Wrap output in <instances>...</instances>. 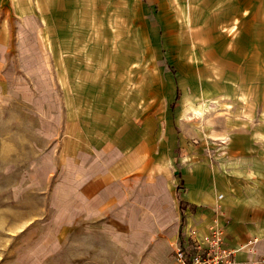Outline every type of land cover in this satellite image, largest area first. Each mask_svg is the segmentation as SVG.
Masks as SVG:
<instances>
[{"label": "rangeland", "instance_id": "374dc122", "mask_svg": "<svg viewBox=\"0 0 264 264\" xmlns=\"http://www.w3.org/2000/svg\"><path fill=\"white\" fill-rule=\"evenodd\" d=\"M14 1L0 7V264H172L167 238L208 207L187 200L202 186L215 221L236 197L262 208L264 0L230 34L216 0ZM98 112L135 128L153 166L113 182L110 159H70L71 123Z\"/></svg>", "mask_w": 264, "mask_h": 264}, {"label": "crops", "instance_id": "0c3cea01", "mask_svg": "<svg viewBox=\"0 0 264 264\" xmlns=\"http://www.w3.org/2000/svg\"><path fill=\"white\" fill-rule=\"evenodd\" d=\"M216 1L224 4L223 7L229 10L224 14L227 15L225 25L229 30V34L231 31L239 29L240 20H243L244 24L247 23L246 17L250 15V11L247 10V0ZM20 2H22V0ZM6 5L9 7H21L22 3H17L14 0H8V4H6L5 1L0 0V7H5ZM252 23L253 22L248 23V28L245 30L242 25L244 33L252 30ZM1 31L2 27H0V33ZM0 36L2 35L0 34ZM8 39V36H5L4 44L0 42V56L4 57L6 53L9 52ZM1 63H3V59H0V64ZM88 113L89 112H80L81 115L78 116L79 120H85V118H88ZM126 116L129 117L126 110H123L122 120H124ZM109 118H113V116L108 115L103 117L101 112H98L94 113L91 118L93 121V123H91L93 124V127H90V123H87L86 121L80 127H77L76 122L74 124L71 123L74 127H70L69 140L71 142L72 136H74L76 141L74 146L70 147L68 145L70 159L74 160V162L77 161V164L80 163V161H91L93 159L92 157L98 161L103 160L104 158L110 159V166L107 164L105 168L108 167L113 169L112 172H106L108 176L112 177L113 182L115 181V178L124 179V175L128 173L126 172V169L144 168L147 163H151L153 166L151 159L148 161L146 158L145 160V154L147 151L146 146L145 148L142 147L140 144L141 142L139 144H135L133 142L132 144L134 135L133 132H136L135 128H123V126L119 127L120 125H118V123L120 120L118 115L116 117V123H106V120ZM74 120L76 121V116L74 117ZM101 174H97L98 177L104 176ZM119 179H116V182H119ZM102 182L101 178L95 180L92 183V189H97ZM200 190L201 191L197 192L196 195H188L187 200L190 204H207L208 207H198L195 211L188 208V212L186 213L188 215L185 222L182 224V229L180 226H178V228L175 227L174 233L171 237L168 236L167 238V240L169 239L170 241V248L174 250V248L184 239V231L195 227L199 230L200 235L203 236L207 232L209 225L217 223L225 228L227 244L231 247H239V245L246 243L252 238L258 239L254 246L255 253L246 250L240 251L237 254V260L246 261L249 258H256L258 255H264V205H262L261 209H252L253 203H247V201H245V206L242 208L240 207L242 205V203H240L242 199L239 200V198L236 197L230 204L228 211L223 212L226 214H222L220 218L215 221V197L212 194L205 192L203 186ZM171 262L174 264V259H172Z\"/></svg>", "mask_w": 264, "mask_h": 264}, {"label": "built area", "instance_id": "2783aa9c", "mask_svg": "<svg viewBox=\"0 0 264 264\" xmlns=\"http://www.w3.org/2000/svg\"><path fill=\"white\" fill-rule=\"evenodd\" d=\"M183 240L174 248V264H264V255L237 260V254L246 250L254 252L257 238L249 239L239 247L227 244L226 230L222 225L213 223L208 226L205 235L197 228L183 232Z\"/></svg>", "mask_w": 264, "mask_h": 264}, {"label": "bare ground", "instance_id": "6f19581e", "mask_svg": "<svg viewBox=\"0 0 264 264\" xmlns=\"http://www.w3.org/2000/svg\"><path fill=\"white\" fill-rule=\"evenodd\" d=\"M183 32V31H182ZM229 38V37H228Z\"/></svg>", "mask_w": 264, "mask_h": 264}]
</instances>
